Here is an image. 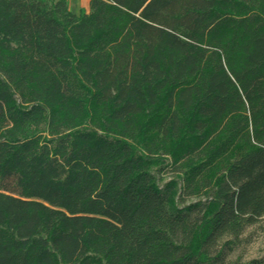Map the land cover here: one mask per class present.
<instances>
[{"label":"trees","instance_id":"trees-1","mask_svg":"<svg viewBox=\"0 0 264 264\" xmlns=\"http://www.w3.org/2000/svg\"><path fill=\"white\" fill-rule=\"evenodd\" d=\"M263 217L264 0H0V264H214Z\"/></svg>","mask_w":264,"mask_h":264},{"label":"rangeland","instance_id":"rangeland-1","mask_svg":"<svg viewBox=\"0 0 264 264\" xmlns=\"http://www.w3.org/2000/svg\"><path fill=\"white\" fill-rule=\"evenodd\" d=\"M65 1L68 11L75 17H78L82 11L87 12V0ZM167 177L170 175L168 174ZM252 261L264 262V217L243 233L237 248L214 264H248Z\"/></svg>","mask_w":264,"mask_h":264},{"label":"crops","instance_id":"crops-1","mask_svg":"<svg viewBox=\"0 0 264 264\" xmlns=\"http://www.w3.org/2000/svg\"><path fill=\"white\" fill-rule=\"evenodd\" d=\"M89 0H87V6H88Z\"/></svg>","mask_w":264,"mask_h":264}]
</instances>
